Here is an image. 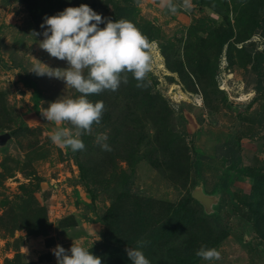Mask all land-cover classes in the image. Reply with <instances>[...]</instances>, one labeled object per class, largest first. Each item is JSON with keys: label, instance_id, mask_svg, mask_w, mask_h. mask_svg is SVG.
<instances>
[{"label": "rangeland", "instance_id": "374dc122", "mask_svg": "<svg viewBox=\"0 0 264 264\" xmlns=\"http://www.w3.org/2000/svg\"><path fill=\"white\" fill-rule=\"evenodd\" d=\"M81 4L130 21L157 47L142 86L129 74L87 97L105 111L72 152L50 140L69 125L41 113L80 94L28 71L33 58L68 67L32 32ZM171 5L0 0V264H56L51 250L72 243L111 264L139 240L150 264H264V0ZM201 247L221 259L197 257Z\"/></svg>", "mask_w": 264, "mask_h": 264}, {"label": "clouds", "instance_id": "9594fccd", "mask_svg": "<svg viewBox=\"0 0 264 264\" xmlns=\"http://www.w3.org/2000/svg\"><path fill=\"white\" fill-rule=\"evenodd\" d=\"M168 3L174 11L171 0ZM101 24L103 28L99 27ZM40 27L44 29L42 33L32 32L33 36H43L38 47L50 57L66 61L68 67L51 68L33 58L35 63L28 72L61 80L65 87L80 94L75 99L58 98L50 102L41 115L48 122L69 125L57 128L50 135L53 144L72 152L82 151L85 145L80 137L91 133L92 126L100 123L105 111L103 101L93 103L87 97L117 91L122 82H128L129 74L138 87L142 86L151 71L156 42L149 41L130 21L106 19L87 4L66 7L53 16H46ZM106 139L101 134L97 136V143L102 150L110 151L109 145L102 142ZM136 243L137 247L125 249L131 264H150L141 250L148 242ZM51 251L56 264H101L99 257L78 243H72L67 250L56 245ZM195 254L206 261L221 259L215 248L201 247Z\"/></svg>", "mask_w": 264, "mask_h": 264}, {"label": "trees", "instance_id": "16d2710c", "mask_svg": "<svg viewBox=\"0 0 264 264\" xmlns=\"http://www.w3.org/2000/svg\"><path fill=\"white\" fill-rule=\"evenodd\" d=\"M31 14H32V16L34 17V18H36L35 17V13L32 11L31 12ZM225 43V41L224 42H222V45ZM264 56V55H263ZM262 56V57H263ZM180 210L183 208V206H180V207H178ZM117 255H120L119 257V259H117V260H115V261H112L111 262V264H123L122 262H124V260L126 259V254H125V252L124 251H122V250H119V252H118V254Z\"/></svg>", "mask_w": 264, "mask_h": 264}, {"label": "water", "instance_id": "95a60500", "mask_svg": "<svg viewBox=\"0 0 264 264\" xmlns=\"http://www.w3.org/2000/svg\"><path fill=\"white\" fill-rule=\"evenodd\" d=\"M7 137H8V134L7 133H4V134L0 135V141H3Z\"/></svg>", "mask_w": 264, "mask_h": 264}]
</instances>
